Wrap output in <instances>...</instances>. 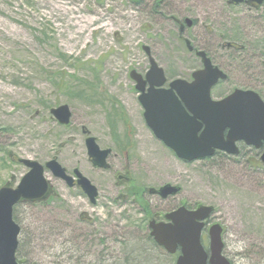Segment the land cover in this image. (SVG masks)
<instances>
[{
	"label": "rangeland",
	"instance_id": "1",
	"mask_svg": "<svg viewBox=\"0 0 264 264\" xmlns=\"http://www.w3.org/2000/svg\"><path fill=\"white\" fill-rule=\"evenodd\" d=\"M210 1L217 3L211 5L216 9L225 8L220 0ZM208 2L171 0L172 10L166 6L164 14L154 15L151 5L131 0H0V188L28 171L13 160V153L43 164L57 157L69 172L80 168L100 190L94 205L78 187H69L47 170L55 198L15 209L22 228L20 264H111L123 238L134 237L145 246L149 231L140 224L144 212L131 200H117L116 187L124 182L118 175L125 174L126 154L120 144L125 133L134 145L140 143L131 152L142 161L132 170L139 183L182 186L176 201H166L160 209L179 199L192 206H214L208 227H224V254L233 264H264V167L219 158L185 164L147 130L130 94V72L145 73L149 67L144 45L152 48L169 77L189 76L192 56L178 47L169 14L192 13L195 18L207 12ZM231 19L217 21L231 24L235 32L226 30L235 37L239 22ZM209 22H202L205 36ZM61 104L73 112L68 126L51 114ZM84 126L102 147H115L112 170L92 165ZM85 212L96 223L84 221Z\"/></svg>",
	"mask_w": 264,
	"mask_h": 264
},
{
	"label": "water",
	"instance_id": "2",
	"mask_svg": "<svg viewBox=\"0 0 264 264\" xmlns=\"http://www.w3.org/2000/svg\"><path fill=\"white\" fill-rule=\"evenodd\" d=\"M229 1L240 3L244 0ZM252 1L262 3L263 0ZM186 21L189 26L192 25L191 18ZM199 55L203 57L205 67L194 74L196 80L189 83L183 79H175L168 90L160 89L167 81L165 71L150 57L152 66L147 80H150L151 88L149 94L140 96L146 109L145 117L155 135L177 156L189 161L210 157L216 149L237 154L236 140L245 139L254 143L246 138L247 135H255L257 131H261L260 139L264 133V102L259 95L254 91L237 89L222 100H213L211 89L219 77L224 78L225 74L213 67L205 52H199ZM209 72H213L211 78ZM131 77L138 82V90L144 91L140 85L145 83L143 76L133 70ZM155 86L159 89H155ZM183 103L194 112L193 116ZM51 113L60 124L67 125L71 122L72 112L68 104L52 108ZM227 127L230 128V143L223 137ZM255 143L259 145L260 142ZM86 146L93 165L107 169L112 149L101 148L94 136L86 139ZM19 162L28 167L29 171L16 187H13V177L12 182L0 188V264H18L21 226L14 219L15 205L22 201L47 200L53 192L51 182L45 175L46 168L55 177L65 180L70 187L75 185L74 177L56 158L47 161L45 165L29 158H20ZM75 174L78 185L95 204L99 196L97 186L79 169L75 170ZM180 189L179 186L166 184L159 190L152 191L166 198L177 194ZM214 212L215 207L212 205L200 204L192 209L183 205L167 213L166 221L153 220L150 223V234L168 253L180 252L176 264H232L224 254V229L220 223L209 228L208 249L203 242V232Z\"/></svg>",
	"mask_w": 264,
	"mask_h": 264
},
{
	"label": "flooded vegetation",
	"instance_id": "3",
	"mask_svg": "<svg viewBox=\"0 0 264 264\" xmlns=\"http://www.w3.org/2000/svg\"><path fill=\"white\" fill-rule=\"evenodd\" d=\"M133 3L137 5H151V14H164L163 8L172 10L173 7H171L174 4H170L171 0H131ZM221 4L225 7L224 9L215 8L211 5H217V3L210 1L207 4H210L208 6V10L204 14H196L195 18L191 17L192 13H180V16L177 15L178 13H175L177 16L172 14H169L171 19L174 21L175 27L177 28V41L180 42L179 46L180 50H186V52L192 56V61L194 64V67L191 68V73L189 76H173L169 77L167 75L166 70L165 75L167 78V81L160 87V89L168 90L171 88V83L175 79H183L188 81L189 83H193L195 78V73L199 72L200 70H203L205 67L204 59L201 55H199V52H205L207 58L211 61L213 67L218 68L223 74H225V77H219L217 83L213 85L211 89V97L213 100H222L232 94L237 89H243V90H250L254 91L259 95V97L264 102V0L262 3H258L256 1L252 0H244L240 3L230 2L229 0H220ZM220 11V12H219ZM150 14V13H149ZM202 17V18H201ZM229 19L236 18L239 22V26L237 27V34L234 37L233 34H230L231 32H235V28L229 24V27H225L224 24L217 21L218 19ZM191 18L193 20L192 25L189 26L186 19ZM203 19L210 20L209 24H206L207 27V33L206 36L202 32V28L204 26ZM202 20V21H201ZM221 27L222 29L217 32L215 27ZM226 28H229V30ZM144 51L146 52L147 61L149 63L148 70L145 73L139 72L143 76V80L145 83L140 84L141 87H143L144 91H140L137 88L138 82L134 80L131 77L130 72V78L133 83V87L130 90L131 96L135 95L136 97V104L140 108V117L142 119V122L144 123L145 127L148 131H150L154 138L162 143L164 146L172 150L170 147H168L165 142L161 139H159L155 132L150 127L149 123L147 122V119L145 117L146 109L140 100L141 95H147L149 94V89L151 88V82L150 80H147V74L151 69V58L153 57L157 64L160 67H163L159 62L157 61L156 57L152 54V48L150 46L144 45L143 46ZM210 78L213 76V72H209ZM156 81V79H154ZM155 89H159L158 86H155ZM196 90V88H194ZM176 94L177 91H174ZM184 104V103H183ZM184 106L189 111V114L191 116L194 115V112L189 110L187 105L184 104ZM133 129L131 126H127ZM205 126H203L204 128ZM202 128V129H203ZM134 132V130H131ZM83 134L85 137V145H86V139L92 135L90 130L87 129L85 126L82 128ZM230 128L227 127L224 130L223 137L225 141L228 143L231 135ZM124 136V137H123ZM122 136V142L120 143L121 146H123L122 152L126 154V164L123 167L125 169V174H119L118 178L119 180H124V182L118 184L117 189H119L118 198L121 202H128L131 200L134 204H138V201L135 199L136 195L133 193L134 187H138L141 190L142 197L144 201L147 202L150 209V214L146 215V226L148 228L149 234L151 232L150 229V223L155 220L156 222L166 221L165 215L183 205H185L187 208L192 209L197 207L192 206L191 204L186 203L185 201H182V199H179V202L176 204L169 205L167 209H160V205L164 204L166 201H169L171 199H174V202L176 201V196H178L182 192V186L179 184L174 183H165L159 187H148L145 186L143 183H139L138 179L135 176L136 168L138 165L139 160L141 161V158L138 156H133L131 152L134 151V148L139 146L140 143L135 141L134 145V139L131 137L130 140V134L128 136L127 133H125ZM261 131H257L255 135L248 134L247 139H249L251 142L249 143L245 139H238L235 141V147L238 149V153L234 154L227 150H221L216 149L215 153L210 156L203 159H197L193 161L185 160L180 158L179 156L174 154L185 164H191L195 161L200 160H211L214 158H219L223 160H230L235 159L238 160L243 165H250L255 168L264 167V133L262 137ZM97 143L100 145L101 148H111L112 152L110 153L108 157V164L109 167L107 169H102L99 167H96L93 165L92 159L89 158V160L92 162V165L98 169L101 170H112L113 165L110 162V159L117 156L118 153L115 152V147H102L98 138ZM255 142H260L259 145H256ZM115 143L120 146L119 140L115 138ZM87 148V146H86ZM88 153V150H87ZM10 156L13 158V160H17L16 156H13V153H10ZM89 157V155H88ZM142 162V161H141ZM118 169H120V166H117ZM80 168L75 167L72 169L71 172L68 173L74 177V187H78L77 183V176L75 174V170ZM132 170H135L132 171ZM116 167L114 166V172H116ZM83 173V172H82ZM84 174V173H83ZM85 175V174H84ZM87 176V175H85ZM88 177V176H87ZM17 178V177H15ZM21 179V178H20ZM20 179H17V182H19ZM16 180V179H15ZM64 181V180H63ZM93 182V181H92ZM67 183V182H66ZM93 184H95L93 182ZM166 184H172L179 186L181 189L180 191L175 195H169L168 197L164 198L156 191H152V189L159 190L161 187H163ZM96 185V184H95ZM97 186V185H96ZM98 187V186H97ZM82 192V188L78 187ZM152 188V189H151ZM99 190V187H98ZM84 193V192H83ZM100 193V190H99ZM85 194V193H84ZM99 198V196H98ZM173 202V203H174ZM29 204L34 205L38 204L37 202L32 201H24L19 203L20 204ZM84 218L83 220L90 223L92 221L93 216L86 214V212L81 216ZM97 220H93L92 222L96 223ZM151 236V234H150ZM152 237V236H151Z\"/></svg>",
	"mask_w": 264,
	"mask_h": 264
},
{
	"label": "trees",
	"instance_id": "4",
	"mask_svg": "<svg viewBox=\"0 0 264 264\" xmlns=\"http://www.w3.org/2000/svg\"><path fill=\"white\" fill-rule=\"evenodd\" d=\"M133 193L136 195L135 199L138 201L141 211L144 212L145 215L150 214L149 205L144 201L140 188L134 187ZM145 219L146 217L140 220L143 229H147ZM15 220H17L16 216ZM144 237H146V240L144 241L145 246L138 242L134 237L133 239L123 238L120 240L119 255L115 248V262L111 264H160V259H167L170 260L171 264H175L177 254L171 255L166 252L155 242L150 234ZM143 239L144 238H142V240ZM130 240L132 244L130 243ZM18 262L20 264L19 260Z\"/></svg>",
	"mask_w": 264,
	"mask_h": 264
},
{
	"label": "bare ground",
	"instance_id": "5",
	"mask_svg": "<svg viewBox=\"0 0 264 264\" xmlns=\"http://www.w3.org/2000/svg\"><path fill=\"white\" fill-rule=\"evenodd\" d=\"M81 23H82V22H81ZM79 27H84V26H83L82 24H80ZM72 118H73V116H72ZM72 118H71V121H72Z\"/></svg>",
	"mask_w": 264,
	"mask_h": 264
}]
</instances>
